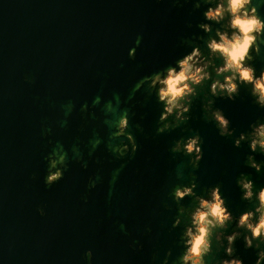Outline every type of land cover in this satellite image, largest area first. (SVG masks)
<instances>
[{"label": "water", "instance_id": "obj_1", "mask_svg": "<svg viewBox=\"0 0 264 264\" xmlns=\"http://www.w3.org/2000/svg\"><path fill=\"white\" fill-rule=\"evenodd\" d=\"M254 2L264 14V0ZM203 7L194 8L193 0H0V264H87L85 248L93 250L92 264H159L167 249L170 260L179 255L183 225L170 227L176 205L168 192L177 172L191 169L187 157L169 146L191 134L189 129L204 142L193 170L196 190L219 183L234 214L251 207L235 178L244 172L264 185V166H246L247 144L235 147L231 137L219 136L204 118L199 96L185 124L156 133L155 96L144 88L133 92L140 77L183 54L186 39L207 35L197 27ZM138 35L140 44L129 58ZM253 55L259 70L264 46ZM206 92L205 86L201 95ZM214 100L237 132L264 119V108L243 87L235 99ZM108 101L117 111L128 109L138 145L130 156L118 158L107 147L116 142L106 122ZM84 103L88 109L81 111ZM94 136L100 143L89 155ZM73 145L87 167L74 159ZM59 146L68 167L60 180L45 185V157ZM255 158L264 160V154ZM89 177H99L93 188ZM233 249L243 264H254L255 249L245 248L242 238ZM213 253H224L223 247Z\"/></svg>", "mask_w": 264, "mask_h": 264}, {"label": "clouds", "instance_id": "obj_2", "mask_svg": "<svg viewBox=\"0 0 264 264\" xmlns=\"http://www.w3.org/2000/svg\"><path fill=\"white\" fill-rule=\"evenodd\" d=\"M202 5L205 6L202 11L204 19L197 27L207 35L186 39V51L173 63L140 77L133 92L144 88L148 94L155 96L160 105L156 133L185 124L189 120L192 101L199 96L204 118L213 122L217 134L231 137L235 147L245 142L249 149L245 154L246 166L260 171L264 160L257 161L255 154H264V119L250 121L246 130L237 132L230 127V120L224 111L214 106V98L235 99L243 87L254 103L264 108V66L257 70L253 55L259 54L261 46H264V14L258 11L254 0H193L194 8L200 9ZM140 39L138 35L133 46L128 48L129 58H134ZM205 86L207 92L201 95ZM115 99L118 105L119 97ZM68 108L70 110V104ZM80 108L86 111L88 105L81 104ZM105 108L111 114L106 121L111 129L110 139L116 141L107 147L118 158L130 156L138 145L129 126L128 109L119 108L117 111L112 101H108ZM135 128L143 130L139 123L135 124ZM189 132L191 134L177 137L169 146L171 152L187 157V166L191 169L186 174L178 171V179L168 192L176 205L170 227L183 225L178 234L182 251L170 260L172 250H165L159 264H243L242 258L233 254V243L240 238L245 248L255 249L254 264H264V185L257 186L251 175L244 172L236 176L235 183L240 189L241 199L251 202V207H245L236 214L229 208L219 183L198 192L197 176L193 170L199 167L203 158L204 142L198 131L189 129ZM99 143L100 138L94 136L90 141L89 155ZM72 152L74 159L81 162V167H87L76 145H73ZM45 159L47 168L43 183L51 185L62 178L68 167V157L59 146ZM118 172L119 169L113 172L111 182L116 180ZM98 179L89 177L88 187H95ZM185 197L191 198L189 205L182 203ZM83 198L87 199L86 196ZM164 206L169 207L167 203ZM37 211L44 214L43 208L38 207ZM145 231L150 232L151 228L146 225ZM135 246L140 245L136 243ZM214 247L216 250L223 247L225 256L217 258L213 253ZM83 255L87 264H92L93 250L85 248Z\"/></svg>", "mask_w": 264, "mask_h": 264}, {"label": "flooded vegetation", "instance_id": "obj_3", "mask_svg": "<svg viewBox=\"0 0 264 264\" xmlns=\"http://www.w3.org/2000/svg\"><path fill=\"white\" fill-rule=\"evenodd\" d=\"M224 256H225V254L221 253V254L217 255L216 257L219 258V257H224Z\"/></svg>", "mask_w": 264, "mask_h": 264}]
</instances>
